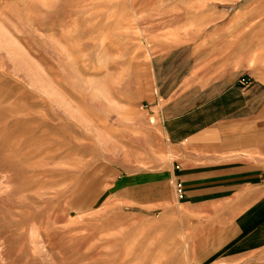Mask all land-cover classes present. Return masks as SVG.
Segmentation results:
<instances>
[{
    "label": "rangeland",
    "instance_id": "rangeland-1",
    "mask_svg": "<svg viewBox=\"0 0 264 264\" xmlns=\"http://www.w3.org/2000/svg\"><path fill=\"white\" fill-rule=\"evenodd\" d=\"M131 4L0 0V264H264V249L222 257L221 224L173 184L150 210L111 185L165 165L162 91L207 57L217 12L260 23L247 45L264 51V0Z\"/></svg>",
    "mask_w": 264,
    "mask_h": 264
},
{
    "label": "crops",
    "instance_id": "crops-1",
    "mask_svg": "<svg viewBox=\"0 0 264 264\" xmlns=\"http://www.w3.org/2000/svg\"><path fill=\"white\" fill-rule=\"evenodd\" d=\"M226 15L209 25L207 57L162 91L165 165L125 171L111 185L150 210L179 182V205L221 224L222 257H236L264 249V51L247 45L260 23L239 30ZM241 71L250 77L245 90L235 83ZM234 91L249 96L233 99Z\"/></svg>",
    "mask_w": 264,
    "mask_h": 264
},
{
    "label": "built area",
    "instance_id": "built-area-1",
    "mask_svg": "<svg viewBox=\"0 0 264 264\" xmlns=\"http://www.w3.org/2000/svg\"><path fill=\"white\" fill-rule=\"evenodd\" d=\"M238 82L241 85H247L249 82V77H247V75H241L238 78ZM173 189L176 197H180L182 195V186L180 185L179 182L174 183Z\"/></svg>",
    "mask_w": 264,
    "mask_h": 264
},
{
    "label": "bare ground",
    "instance_id": "bare-ground-1",
    "mask_svg": "<svg viewBox=\"0 0 264 264\" xmlns=\"http://www.w3.org/2000/svg\"><path fill=\"white\" fill-rule=\"evenodd\" d=\"M126 1V0H125ZM128 1L130 2V4H131V0H127V3H128ZM132 5V4H131ZM134 6V5H133ZM134 8V7H133ZM112 14V13H111Z\"/></svg>",
    "mask_w": 264,
    "mask_h": 264
}]
</instances>
